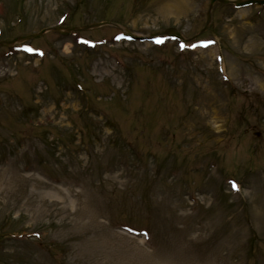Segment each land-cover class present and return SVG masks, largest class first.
Segmentation results:
<instances>
[{
    "label": "rangeland",
    "instance_id": "1",
    "mask_svg": "<svg viewBox=\"0 0 264 264\" xmlns=\"http://www.w3.org/2000/svg\"><path fill=\"white\" fill-rule=\"evenodd\" d=\"M179 2L0 0V264H264V7Z\"/></svg>",
    "mask_w": 264,
    "mask_h": 264
},
{
    "label": "water",
    "instance_id": "2",
    "mask_svg": "<svg viewBox=\"0 0 264 264\" xmlns=\"http://www.w3.org/2000/svg\"><path fill=\"white\" fill-rule=\"evenodd\" d=\"M216 0H213L212 1V4L215 2ZM223 2V1H222ZM223 3H227V2H223ZM261 4L262 2H258V1H255V0H251V1H248V2H245V3H238L236 4L237 6L241 7V6H245V5H248V4ZM211 4V5H212Z\"/></svg>",
    "mask_w": 264,
    "mask_h": 264
},
{
    "label": "bare ground",
    "instance_id": "3",
    "mask_svg": "<svg viewBox=\"0 0 264 264\" xmlns=\"http://www.w3.org/2000/svg\"><path fill=\"white\" fill-rule=\"evenodd\" d=\"M172 1H174L175 5H176V4H177V5L180 4L179 0H172ZM180 1H182V0H180ZM172 5H173V3H171V4H166L164 8L170 10V8L173 7Z\"/></svg>",
    "mask_w": 264,
    "mask_h": 264
},
{
    "label": "snow or ice",
    "instance_id": "4",
    "mask_svg": "<svg viewBox=\"0 0 264 264\" xmlns=\"http://www.w3.org/2000/svg\"><path fill=\"white\" fill-rule=\"evenodd\" d=\"M155 42H156L157 44H161V43H163L164 41L161 40V39H157ZM182 47H183V46H182ZM234 187H235V185H234Z\"/></svg>",
    "mask_w": 264,
    "mask_h": 264
}]
</instances>
